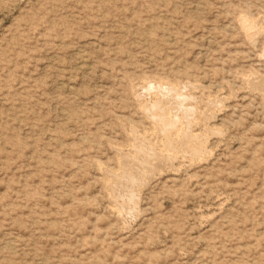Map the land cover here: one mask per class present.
Masks as SVG:
<instances>
[{"label":"rangeland","instance_id":"rangeland-1","mask_svg":"<svg viewBox=\"0 0 264 264\" xmlns=\"http://www.w3.org/2000/svg\"><path fill=\"white\" fill-rule=\"evenodd\" d=\"M257 80L264 0H0V264H264Z\"/></svg>","mask_w":264,"mask_h":264},{"label":"bare ground","instance_id":"bare-ground-1","mask_svg":"<svg viewBox=\"0 0 264 264\" xmlns=\"http://www.w3.org/2000/svg\"><path fill=\"white\" fill-rule=\"evenodd\" d=\"M248 25V24H247ZM249 27V26H248ZM258 81V80H257ZM260 81H258L257 83L256 82H254L255 84H256V86L257 85H259L261 88H263L264 89V83L262 84V83H259ZM263 82V81H262ZM253 84V83H252ZM258 86V87H259ZM151 87V86H150ZM167 87V86H166ZM169 88H171V86H168V89H165V90H163L164 91V93H162V94H165L164 95V97L165 98H172L173 100L175 99V100H177V101H182V99L172 90H169ZM173 88V87H172ZM260 88V89H261ZM151 88H146L145 90L147 91V93L149 92V91H151L150 90ZM155 89V88H154ZM160 89V88H159ZM152 91H154L153 89H152ZM160 91H162L161 89H160ZM159 91V92H160ZM155 92V91H154ZM146 93V92H145ZM146 93V94H147ZM151 93H153V92H151ZM150 93V94H151ZM157 93V92H156ZM161 93V92H160ZM159 93V94H160ZM157 96H158V98L159 97H162L161 96V94H160V96L158 95V93H157ZM182 96V95H181ZM184 96V95H183ZM163 98V97H162ZM183 98V97H182ZM185 98H186V96H185ZM184 99V98H183ZM188 99V98H187ZM186 99V100H187ZM164 100V98L162 99V101ZM171 100V99H170ZM158 101V100H157ZM162 101H159V102H154L155 104L154 105H152V103L150 104V105H152V106H150V105H148V106H150L149 107V109L148 110H146L145 108H147V107H145L144 105V110L146 111H144L145 113H147L148 115H149V118L152 120V122H154V123H156L157 124V130H159L158 132H160V133H162L163 135H164V139H166V144L165 145H167L169 148H174L175 149V146H176V148H177V145H175L176 143V140H175V142H174V138H173V140L171 139V137H170V131H172V130H174L173 128H175V125L178 123L179 124V122H177L176 123V121L178 120V119H175L174 120V118L172 119V120H168V119H166L167 117H165V115H164V108L165 107H163L164 105H163V103H162ZM169 102V100L168 101H166V102H164V104L165 103H168ZM170 103V102H169ZM176 103V102H175ZM184 103V102H183ZM183 103L181 104L182 106L180 107V104L177 102L176 104H178L177 105V109H178V107H179V110H180V108H182L183 107V109L185 108L184 106H183ZM171 108H173L174 109V106L172 107V100H171ZM176 104H175V106H176ZM147 105V104H146ZM174 105V104H173ZM166 107H168L167 105H166ZM171 108H168V110H170ZM177 109H175L174 111H176V114H177ZM165 110H167V109H165ZM167 110V111H168ZM178 110V111H179ZM187 110V109H186ZM172 111V110H171ZM182 113H184L183 111H185V110H183L182 111V109L180 110ZM166 112V111H165ZM187 112H188V110H187ZM173 113V112H172ZM180 113V112H179ZM171 114V113H170ZM174 114V113H173ZM175 116V115H174ZM177 116V117H176ZM175 117L176 118H178V114L176 115ZM172 117V116H171ZM177 124V125H178ZM154 125V124H153ZM177 125H176V127H177ZM172 129V130H171ZM188 132V131H187ZM182 133H185V132H182ZM162 134H160V135H162ZM181 134V133H180ZM189 134L190 133H185L184 135H183V137H182V142L184 141H188V140H190L189 138H190V136H189ZM134 135H135V133H134ZM132 136H133V134H132ZM182 136V135H181ZM192 138V137H191ZM134 139V138H133ZM137 139V138H136ZM135 139V140H136ZM138 140L139 139H137V143H138ZM180 140V139H179ZM179 140H177V142L179 143V144H181L182 145V143H180L179 142ZM180 140V141H181ZM192 140V139H191ZM196 139H194V140H192V142L193 141H195ZM203 140H201V142H202ZM135 142V141H134ZM140 142V141H139ZM192 142H191V144H192ZM200 142V141H199ZM142 143V142H141ZM141 143H139V144H141ZM189 143V142H188ZM198 143V142H197ZM139 144H138V146H139ZM143 144V143H142ZM164 144V143H163ZM184 144V143H183ZM187 144V143H186ZM150 145V144H149ZM164 145V146H165ZM180 145V146H181ZM185 145V144H184ZM183 145V146H184ZM203 145V144H202ZM143 146H145V144H143ZM166 146V147H167ZM192 146V145H191ZM194 146V145H193ZM141 147V146H140ZM185 147V146H184ZM143 148V147H142ZM145 148V147H144ZM168 148V149H169ZM188 148V147H187ZM190 148V147H189ZM188 148V149H189ZM145 149H147V148H145ZM148 149L150 150L151 148L150 147H148ZM165 149V148H164ZM178 149V148H177ZM192 149V148H191ZM190 149V150H191ZM194 149V148H193ZM143 150V149H142ZM141 150V151H142ZM197 150V149H196ZM202 151H203V149H201ZM148 151V150H147ZM168 151V150H167ZM172 151V150H171ZM170 151V152H171ZM177 151V150H176ZM198 151H200L199 149H198ZM201 151V152H202ZM137 152V151H136ZM146 152V151H145ZM151 152V151H150ZM154 152H156L155 150L153 151V154H154ZM192 154H193V152H194V156L195 155H197L198 154V152L196 153V151L194 150V151H190ZM201 152H199V153H201ZM139 154L141 153V152H138ZM148 153V152H147ZM173 153V152H172ZM175 153V152H174ZM188 153V152H187ZM196 153V154H195ZM142 154H143V151H142ZM152 154V153H151ZM156 154H158L157 152H156ZM147 155V154H146ZM148 155H149V153H148ZM170 155V154H169ZM138 156V155H137ZM139 156H143V155H139ZM151 156V155H150ZM149 156V157H150ZM155 156H157V155H155ZM162 156L163 155H161V158H162ZM168 156V155H167ZM167 156H164V157H166L167 158ZM171 156V155H170ZM145 157V156H144ZM148 157V156H147ZM148 157V158H149ZM154 157V156H153ZM152 157V158H153ZM169 157V156H168ZM152 158H150V160H152ZM156 158H158V156L157 157H155V160L157 161V159ZM166 158H164V161H165V159ZM128 159V158H127ZM134 159V158H133ZM140 159V158H139ZM142 159V158H141ZM145 159H147V158H145ZM144 159V160H145ZM159 159V158H158ZM169 159H172V158H169ZM132 160V159H131ZM144 160H142L143 162H146V160L144 161ZM162 160H163V158H162ZM161 160V161H162ZM134 161H137V159L136 160H134ZM141 161V162H142ZM149 161V160H148ZM155 161V162H156ZM159 161V160H158ZM170 161V160H169ZM129 162V161H128ZM127 162V163H128ZM131 162V161H130ZM133 162V161H132ZM139 161H137V163H138ZM152 162V161H151ZM153 162H154V160H153ZM124 164V163H123ZM126 164V163H125ZM125 164H124V166H125ZM129 164V163H128ZM147 164V163H146ZM132 165L134 166H136V164H133L132 163ZM129 166H130V164H129ZM133 166H131V168H133ZM134 166V168H137V167H135ZM139 167H144V166H140V165H138ZM128 167V166H127ZM139 167L137 168V169H139ZM152 167H153V165H152ZM131 168H129V169H131ZM133 168V169H134ZM146 168H148V166L146 167ZM128 169V168H127ZM125 170H126V166H125ZM139 170H141V169H139ZM133 170L131 169V172H132ZM138 171V170H137ZM135 172V176H133V174H131V172H130V174H129V172L128 173H126V174H121L120 176H122L120 179H119V184L117 185V186H120V187H122L123 189H125V191H126V194H128V199H129V201H132V199L134 198L135 199V197L136 196H134V194H133V192L135 193L136 192V190H134L133 192H132V187L135 185V184H137L138 182H140L139 180H140V177H141V172ZM145 171V170H144ZM134 172V171H133ZM143 172V171H142ZM145 174H147L146 172H145ZM144 175V174H143ZM140 176V177H139ZM118 177V176H117ZM143 177V176H142ZM146 177V176H145ZM144 178V177H143ZM118 180V179H117ZM143 180V179H142ZM141 180V181H142ZM138 185V184H137ZM136 186V185H135ZM113 188V187H112ZM136 188V187H135ZM115 189V188H114ZM113 189V190H114ZM120 189V188H119ZM118 189V190H119ZM134 189V188H133ZM121 192V191H120ZM114 193H116V192H114ZM118 194H121V193H118ZM136 194V193H135ZM116 198V197H115ZM125 198H127V196L125 197ZM125 200V199H124ZM126 202V201H125ZM127 203V202H126ZM130 203H132V202H130ZM134 203V202H133ZM136 203V202H135ZM135 205V204H134ZM135 207V206H134ZM135 209V208H134Z\"/></svg>","mask_w":264,"mask_h":264}]
</instances>
